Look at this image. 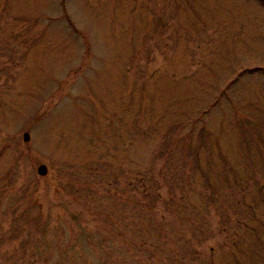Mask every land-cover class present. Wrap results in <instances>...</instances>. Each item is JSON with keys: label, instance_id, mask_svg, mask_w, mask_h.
<instances>
[{"label": "rangeland", "instance_id": "rangeland-1", "mask_svg": "<svg viewBox=\"0 0 264 264\" xmlns=\"http://www.w3.org/2000/svg\"><path fill=\"white\" fill-rule=\"evenodd\" d=\"M0 264H264V0H0Z\"/></svg>", "mask_w": 264, "mask_h": 264}, {"label": "water", "instance_id": "water-1", "mask_svg": "<svg viewBox=\"0 0 264 264\" xmlns=\"http://www.w3.org/2000/svg\"><path fill=\"white\" fill-rule=\"evenodd\" d=\"M29 137H30L29 133L26 132V133H25V140H28ZM38 171H39L40 174L45 175V174H47V172H48V166H47L46 164H41V165L39 166Z\"/></svg>", "mask_w": 264, "mask_h": 264}]
</instances>
